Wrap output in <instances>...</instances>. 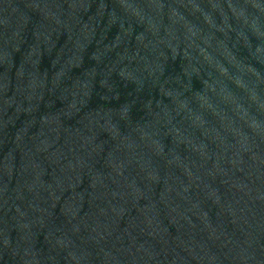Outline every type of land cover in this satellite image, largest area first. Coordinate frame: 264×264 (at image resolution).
Segmentation results:
<instances>
[{"label": "water", "instance_id": "1", "mask_svg": "<svg viewBox=\"0 0 264 264\" xmlns=\"http://www.w3.org/2000/svg\"><path fill=\"white\" fill-rule=\"evenodd\" d=\"M0 264H264V0H0Z\"/></svg>", "mask_w": 264, "mask_h": 264}]
</instances>
